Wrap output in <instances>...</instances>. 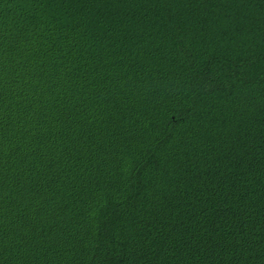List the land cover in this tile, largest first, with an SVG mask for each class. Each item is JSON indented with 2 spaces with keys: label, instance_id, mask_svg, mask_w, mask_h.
Segmentation results:
<instances>
[{
  "label": "trees",
  "instance_id": "obj_1",
  "mask_svg": "<svg viewBox=\"0 0 264 264\" xmlns=\"http://www.w3.org/2000/svg\"><path fill=\"white\" fill-rule=\"evenodd\" d=\"M0 264H264V0H0Z\"/></svg>",
  "mask_w": 264,
  "mask_h": 264
}]
</instances>
